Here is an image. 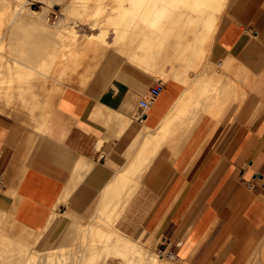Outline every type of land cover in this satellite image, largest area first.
Here are the masks:
<instances>
[{
  "label": "crops",
  "instance_id": "0c3cea01",
  "mask_svg": "<svg viewBox=\"0 0 264 264\" xmlns=\"http://www.w3.org/2000/svg\"><path fill=\"white\" fill-rule=\"evenodd\" d=\"M222 15L208 66L197 76L169 67L173 78L142 115L138 103L159 80L128 59L137 67L120 64L83 91L39 102L52 106L40 131L29 111L0 112V201L17 225L39 234L55 214L85 226L137 177L115 223L123 235L145 232L188 264L247 262L264 244V0H227ZM204 79L217 89L207 83L201 95ZM33 90L18 108L37 104ZM49 110L33 114L37 123ZM172 116L163 147L142 146Z\"/></svg>",
  "mask_w": 264,
  "mask_h": 264
},
{
  "label": "bare ground",
  "instance_id": "6f19581e",
  "mask_svg": "<svg viewBox=\"0 0 264 264\" xmlns=\"http://www.w3.org/2000/svg\"><path fill=\"white\" fill-rule=\"evenodd\" d=\"M226 1L227 0H118L120 5H118V7L116 9V13L112 17H109V21L115 27L114 31H115L116 37L113 39V43L110 44V42L109 43L106 42V36H105L104 30L99 31L100 33L98 32V34L89 35L88 40L87 41L85 40L86 43L82 42L85 44H80V42H79L80 46H79V48H76V49H79V51H76V49L73 47L74 44L72 42L73 45L70 44L69 52H64L62 55L63 56V58H62L63 59V63H62L63 67H61L62 70L59 72L58 77L54 78L55 83H58L59 85L62 86V88L60 86H58L57 89L59 92H58L57 97L55 99L53 98L54 102L55 103L57 102L56 100L59 99V96H61V93L68 87H72L74 89L76 88L77 92H79L78 89L83 91V89H82V86H83L82 83L83 82L81 81V79H79L80 83H77L78 86H76V84H74V82H73L74 80L72 77V75H73L72 73H74L76 71V62H78L77 60H78L80 54L84 53L82 51H84L85 49L86 50L92 49V50L96 51L100 48L102 49V46L107 45L110 47L109 50L113 51V53L114 52L121 53L125 59H128L132 63H137L138 66L140 65L141 67H143L145 69V71H147L148 73H150L156 77H158V76L160 77V76L164 75L163 69H164L165 64H168V65L171 64L174 67V69L173 70L171 69V71H174V70H176L175 68H177L178 72L181 70L185 71V69H191V71L201 69L200 67H202V65H204L203 63H204V60L206 59V51H207L206 48L208 47L207 46L205 48L204 45L207 44L206 42H208V44H209V41L212 39L214 32L216 30V27H217V23H218L219 18L222 14V11H223V8L225 6ZM123 2H127L126 7L122 6ZM81 8H83V7H81ZM39 12H33V13L37 16L39 14ZM101 14H102V9L100 6H97L93 15L96 18V17H99ZM35 15H33V16H35ZM18 16H19V14H18ZM110 16H111V14H110ZM15 17H16V15H14L12 17V22L15 19ZM92 25H94V24H92ZM38 29H40V28H38ZM71 32H74V31H71ZM189 34H190V37H193L192 39H189L188 38L189 36L187 37V35H189ZM71 36H72V34H71ZM73 38H74V36H73ZM59 39H61V38H59ZM105 48L106 47H104V49ZM0 50H2L1 46H0ZM86 50H85V52H88ZM208 52H209V49H208ZM93 53L95 54V52H93ZM96 53H98V52L96 51ZM99 54H100V56L104 55L102 52H99ZM93 56L95 57V55H93ZM48 57H49V55H48ZM94 57H92V58H94ZM82 59H83V55H82ZM85 59H86V57H85ZM37 61H38L37 62L38 66H36L37 64H35V63H34L35 66L34 65H27L26 63L21 62V60H18L16 58L13 59V62H11L12 64L7 63L6 65H7L8 71L10 72V74L13 73L12 75H14V77H12V78L10 77L8 79L7 78L6 79L0 78V88H1V85L5 86L4 84H8V87H10L9 84L11 83V81H13V82L16 81L20 84L22 82V80L24 82L31 80L35 76V73L40 74V75H44V76H49L48 75L49 74L48 73L49 68H50L49 63H52L53 61L50 62V59L45 58V57H43ZM87 61H86V63H88ZM56 62H57V60L55 61V63ZM77 64L79 66L81 63H77ZM92 64H94V63H92ZM86 66H87V64H86ZM205 67H207V66H205ZM83 68H85V67H83ZM81 71H82V69H81ZM77 72H80V71H78V68H77ZM182 73H184V72H182ZM77 75H78V73H77ZM79 75H81V73H79ZM83 75L85 77L86 73H84ZM88 75H90V74H88ZM78 76L76 78L77 81L79 78ZM51 77H53V76H51ZM74 77H76V76H74ZM87 77L88 76H86V79H87ZM171 77L173 78L172 75H171ZM204 78L207 79V76L206 77L204 76ZM86 79H83L84 82ZM205 79L203 80V83H202L204 86L203 85L200 86V88L204 87L202 92H200L201 95L208 93L209 90L206 87L207 83L210 84V85L208 84L210 87L212 86V88H214L211 83H214L215 80H214V82H213V79L209 80L207 82ZM13 86H14V83H13ZM20 87L17 88V89H19V90H17V91H19L17 96H15L14 93H13V95L17 98L19 97L20 99H22V98H24V91H26V90H23V88L22 87L20 88ZM215 88H216V86H215ZM215 88H214V90L217 89V88L216 89ZM29 89H31V88H29ZM4 97H5V94L2 96V92L0 89V112L1 113H4V110L7 111V109H9V107H12L11 106L12 98H13L12 94L6 95V100L4 99L5 101L2 100ZM34 97H35V94H34ZM45 101L46 100H44V102ZM48 102H50V101H48ZM34 104H35V102H34ZM53 104L54 103H52V105ZM178 104H180V103H178ZM48 105H49V103H48ZM48 105L46 103V106H48ZM13 106H15V103ZM49 106L52 108L51 105H49ZM49 106H48V108H49ZM36 107L37 106H35V109H36ZM46 108L47 107H45L44 110ZM51 108H49V109H51ZM32 109H34V107L33 108L31 107L30 110H32ZM37 109L39 110L40 107ZM11 110H14V107H13V109L12 108L9 109L8 111H10V113H11ZM49 112H50V110L47 112V114L45 113L46 115L43 114V116L41 117V119H42L41 123H37L38 118L37 119L34 118V115L30 111V115L32 116V119L34 120V122H36L35 125L36 124L38 125L39 130L42 128V125H43L44 121L46 120L45 118L49 114ZM170 116H171V114H170ZM175 116L174 117L172 116V118H169V120L167 121L166 127L163 130H160V133H159L160 137L159 136H157V137L151 136L150 137V136H148V133H147L146 135L148 137L145 136L146 137V138H144L145 142L142 141V144L144 142V144L142 146H144L146 148V145H150V144L152 145L153 144L154 147H152L153 145L151 147L154 148L155 151L158 150V148L160 149V146L165 141H168V138H169L168 135H170L168 130H169L170 126L172 127V124L175 123L174 122L176 120ZM178 119H179V117H178ZM156 134H158V133H156ZM154 136H156V135H154ZM167 136H168V138H167ZM142 146L140 145L141 151H140V149L137 150V151H139V153L141 152V155H143L142 149H144ZM162 147H163V145H162ZM148 150H149V148H148ZM150 151H151V149H150ZM143 153H144V155H147V154H145L146 153L145 150ZM154 153L155 152H152L149 155H152ZM135 155H134V158L136 157ZM138 156L139 157L137 158L136 163L137 164L140 163V166L142 168V166H145V164H146L145 161L149 160V159H147V158L145 159L144 156H140V155H138ZM142 157H144V159H145V160H143V162L145 163V164L143 163L144 165H141L142 161L141 162L139 161V163H138L139 158L142 160ZM147 157H149V156H147ZM151 157L153 158V156H151ZM134 158H133V160H136ZM151 161H152V159H151ZM131 163L133 164L135 162H131ZM136 163H135V165H136ZM147 163H148V161H147ZM132 166L129 167V169L134 167V166L133 167ZM146 166H149V165L147 164ZM135 167H138V165H136ZM129 169H127L128 173L130 171ZM134 169H136V168H134ZM124 171H126V169ZM134 171L135 170H133L132 173H135ZM136 171H137V169H136ZM140 171H138V172L139 173L145 172L144 170H142L141 172ZM123 173H127V172H123ZM135 174L139 175L138 173H135ZM132 175L130 172V175H129V176H131L130 178H132ZM130 178H128V179L130 180ZM132 179H134V178H132ZM140 179H141V176H140ZM125 180H124V182H125ZM137 180L138 179L136 177V181H133V182L130 181L132 184H130L129 181L126 180V181H128L127 184L121 186L120 190H118V193L116 194L117 195L116 197H114L115 195L113 197H104V202L101 205L102 208L99 211L101 212L100 216H103L106 219V221L104 220L105 222L103 221V219H101L103 222L100 219H98L101 221L98 224H94L93 222H91L90 224H88V226H76V227L83 228V232H84V235L81 238L82 239L81 243H83V245L82 244L81 245L83 246V250H85V251L83 252V255L81 256L82 259H81V262H79V264H96L97 259H99L100 256L103 255V253H105L103 255V257H105V255L112 254V255L118 257L119 259L123 260L124 264H169L168 262H165L161 259H158L155 255H153L149 252H147L148 253L147 254L146 251L144 250V248H142L141 246L136 244V242L131 240L129 237L123 235L115 227V223H116L118 216L120 215L121 211L123 210L125 204L131 198L129 196L131 195L133 190H135L137 188L136 187ZM124 182H122V183L124 184ZM121 195H123L125 197H120ZM0 205L3 208V210H5V208L7 207L3 201H0ZM54 218H55L54 216H51L50 219L48 220L47 225H51L54 222ZM46 228H47V226H46ZM81 234L82 233H80V237H81ZM112 234H115V237L113 239L111 238ZM71 236H72V234H71ZM66 237H68V235ZM70 237H68V238H70ZM71 239H68V240H71ZM60 240H64V239L62 238ZM110 241H113V242L111 244H109ZM63 242L61 245H63ZM68 244H67V246H68ZM57 247L58 246H55V247L48 249V255H47L48 261H49L50 257L52 258V255L55 253L53 250L57 249ZM62 251L63 250H61L60 255H58V256L64 257L65 255H67V253H65V252L63 253ZM69 251H71V250L68 249L67 252H69ZM33 253L32 254L29 253L32 256H30L24 264H33L32 259H35L36 254H37V253H35V254H33ZM56 253L53 257L57 256ZM29 254H28V256H29ZM39 254L41 255L42 253H39ZM75 257L78 258L79 256L76 254ZM50 261H52V260H50ZM59 261H60V259H59ZM77 261H79V260H77ZM20 262H22V261H20ZM52 262H54V260ZM61 263L62 262H58V264H61ZM62 264H64V261Z\"/></svg>",
  "mask_w": 264,
  "mask_h": 264
},
{
  "label": "rangeland",
  "instance_id": "374dc122",
  "mask_svg": "<svg viewBox=\"0 0 264 264\" xmlns=\"http://www.w3.org/2000/svg\"><path fill=\"white\" fill-rule=\"evenodd\" d=\"M118 5H120L118 0H88V1L87 0L86 1L85 0L84 1L83 0H26V1L25 0H0V37H1L0 46L2 47V50H0V55H1L0 56V78L8 79L10 77L11 78L14 77V75H12L13 73L10 74V72L8 71L6 64L7 63L12 64L11 62H13V59L15 58L18 60H21V62H24L27 65H34L35 63L37 64L36 66H38L37 60H40L43 57L49 58L50 62L53 61L52 63H49L50 64V68L48 72L49 76H44V75L35 73V76L33 77L34 79L32 78L31 80H28L25 82L22 80L20 84L16 81L14 82L11 81L10 83L11 85L9 84L10 87H8V84H4L5 86L1 85L0 89L2 92V96L5 94V97L3 99L6 98V95H11L15 92L17 93V90H19L17 88L20 86L23 88V90L24 88L28 90L30 87L31 88L34 87L35 90L33 91L37 92L36 94L40 95L39 99L37 97L34 98V95L32 96L34 98V99L32 98L33 101L38 100L36 105L31 106L32 108L34 107V109L32 110H30L31 107L30 108H24V107L18 108V105L16 103L25 101V98L20 99L19 97L17 99H15V97L12 98V103H11L12 107H9V109L11 108L13 109L14 107V111L16 112H23L24 110H26L27 112L29 111V113L31 111L32 114H35V113H41L45 107L48 108L49 105L46 106V105L40 104L39 102H41L42 100L49 101L53 96L55 99L59 92L57 89L58 86L62 88L61 85H59L58 83H55L54 78L58 77L59 72L62 70L61 67H63L62 66L63 65L62 64L63 63V59H62L63 53L69 52V48H70L69 46L70 44H72V42L74 44L72 45L75 49L79 48L80 44L86 43L89 35L98 34L99 31H103V30L105 31L106 42L107 43L110 42V44H112L113 39L116 37V34L114 31L115 27L109 21V17H112L116 13V9ZM97 6L101 7L102 14L99 17L95 18L93 13ZM122 6L126 7L127 2H123ZM33 12H39L38 14L39 16L38 15L36 16ZM14 15H16V17L12 22V17ZM222 18H223V15L219 18L218 27L221 24ZM38 28H40L41 30ZM71 31H74V32H71ZM70 33L72 34V36ZM187 37L189 39L193 38V37H190V34L187 35ZM3 38L10 39L9 43H7V41L5 40L2 41ZM212 40L209 41V44L208 42H206L207 44L204 45L205 48L208 46L206 48L207 51H206V59L204 60V63H203L204 66H208V53H209L208 49L211 46L210 43L212 42ZM82 42H85V43H82ZM104 47H106L107 49L106 48L104 49ZM109 49H110L109 46L104 45L102 46V49L101 48L98 49L99 51L96 50L98 53H96V51L92 49H87V50L85 49L88 52H85V50L82 51L84 53L80 54L77 60L78 62H76V71L72 73L73 74L72 77L74 80L73 82L74 84H76V86H78L77 83H80L79 79H81V81L83 82L82 89H86L90 84H93L97 82L99 79H102L105 73H110V71L117 70L120 64H125V65L131 64V65L136 66V64L129 63L128 60L125 59L121 53H118V52L113 53V51H110ZM11 51H14L13 57L11 56ZM76 51H79V49H76ZM93 52H95V54ZM99 52H102L104 55L102 54L103 56H100L101 53L99 54ZM92 54L95 55V57ZM82 55H83V59H82ZM85 57L88 61L85 59ZM92 57H94L95 59ZM56 60H57L56 62L57 64L55 63ZM86 61L88 63H86ZM77 63H81L82 65L80 64L78 66ZM204 66L200 67L201 69H198L199 71L198 70L191 71L190 69H186V70L187 71L189 70L188 71L189 76L191 75L197 76L201 70L204 71L205 69ZM169 67H170V70L174 69V67L171 64L169 65L165 64L164 68H165V72L167 73V75H163L160 77L155 76L153 77V79H158L162 82H165L166 80L171 79L172 74L168 71ZM77 68H78V71L80 72H77ZM76 72L78 73V75L79 73H81V75L78 76ZM84 73H86L85 77L83 75ZM77 76L79 77L78 81L76 79ZM86 76H88L87 77L88 80L86 79ZM83 79H86L85 82ZM13 83H14V86H13ZM214 91L215 90H213V92ZM14 103H15V106L17 105L16 107L13 106ZM35 106H37L36 109H35ZM39 107L40 109L38 110L37 108ZM9 109H7V111L4 110V113L11 114L13 110H11V113H10V111H8ZM0 193H2L1 187H0ZM0 200H1V197H0ZM6 206L7 207L5 208V210H3V208L0 205V255H1L0 264H20V263L24 264L26 260L30 256H32L30 254H32L33 252H34L33 254L37 253L35 259H32L33 264H58V262L63 263V261H64V264H79V262H81V259H82L81 256L83 255V252L85 251L83 250V246H82L83 243H81V240H82L81 238L84 235L83 228L76 227L75 224L73 225L71 223L69 224L68 221L61 219V218H57L56 215L53 214L51 216L55 217L54 222L51 225H47V228H45L44 232L38 234V233L32 232L30 230H27L17 225L14 222L13 218L11 217V214L9 212V207L7 204ZM100 215H101V212L99 211V214L97 215L98 217L96 216L95 218H93L89 222V224L91 222H93L94 224H98L99 222L102 221L101 219H103V221L104 220L106 221V219ZM98 219H100L101 221ZM85 226H88V224ZM80 233H82L81 237H80ZM67 235L68 237L70 236L71 237L68 238L66 237ZM125 236L129 238L134 237V235H125ZM114 237H115V234H112L111 238L113 239ZM62 238L64 240H60ZM68 239H71V240H68ZM62 242H63V245H61ZM112 242L113 241H110L109 244H111ZM135 242L136 244L144 248L146 253L149 252L155 255L158 259L168 262L169 264H188L187 262H182L179 259H168L160 255L158 253L159 249H157L156 247H152L149 236L145 232H143V236L141 240L136 239ZM67 244L68 246L69 245L70 246L68 247ZM55 246H58V247L57 249L53 251L55 253L57 252L58 254L56 253L57 256L53 257L55 255L54 253L52 255V258L50 257L48 261V256H47L48 249L55 247ZM59 246L60 247L62 246V247L60 248ZM60 249L63 250L62 251L63 253L64 252L67 253V255H65L66 257L64 256L65 258L62 256H58L60 255V252H61ZM68 249L71 250L72 252L71 251L67 252ZM39 253H42V254L40 255ZM76 254L79 256L78 257L79 259L75 257ZM104 254L105 253H103V255ZM103 255H101L100 258L97 259L96 264H124L123 260L119 259L118 257L112 254L105 255V257H103ZM50 260L52 261L54 260V262ZM245 264H264V244H261L259 248L253 251L250 258L247 260Z\"/></svg>",
  "mask_w": 264,
  "mask_h": 264
},
{
  "label": "built area",
  "instance_id": "2783aa9c",
  "mask_svg": "<svg viewBox=\"0 0 264 264\" xmlns=\"http://www.w3.org/2000/svg\"><path fill=\"white\" fill-rule=\"evenodd\" d=\"M161 85L162 81H157V84L149 88L144 97L139 101L138 106L141 115L144 114L149 104L158 96L161 90ZM158 253L168 259H177L176 254L172 251H168L164 246H161V248H159Z\"/></svg>",
  "mask_w": 264,
  "mask_h": 264
}]
</instances>
